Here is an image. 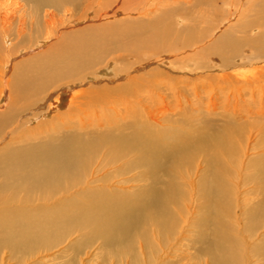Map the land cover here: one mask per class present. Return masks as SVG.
<instances>
[{"label":"bare ground","instance_id":"obj_1","mask_svg":"<svg viewBox=\"0 0 264 264\" xmlns=\"http://www.w3.org/2000/svg\"><path fill=\"white\" fill-rule=\"evenodd\" d=\"M81 3L106 4L114 16H123L114 23L112 14L105 15L108 9L93 10L96 22L104 16L108 22L78 29L90 18L72 19L70 6ZM243 3L253 4L245 9ZM246 51L250 60L264 58V0H0V264H47L49 252L76 233H81L76 251L100 240L107 259L113 251L141 264V247L163 251L186 226L206 243L200 252L212 264H243L240 240L229 223L233 203L226 177L237 140L249 138L246 124L229 114L223 124L210 122L200 106L177 118L168 114L178 110L148 109L135 96L142 90L135 87L139 77L119 89L132 94L111 103L124 107V115L109 118L112 90L83 86L96 78L100 65L116 58H129L123 72L116 71L119 76L148 69L143 87L156 89L165 74L155 63L193 65L203 72L206 57L218 55V68L225 70ZM78 85V94L95 98L86 101L97 109L91 118L80 113L65 119L61 113L50 120L55 103L47 102L59 88ZM246 113L261 116L264 109ZM261 130L264 140V125ZM197 158L207 169L195 192ZM256 174L263 187L264 163ZM136 180L145 183L133 191L110 186ZM197 193L202 202L193 203ZM263 210L259 205L248 211V232ZM255 250L264 252V243Z\"/></svg>","mask_w":264,"mask_h":264},{"label":"rangeland","instance_id":"obj_2","mask_svg":"<svg viewBox=\"0 0 264 264\" xmlns=\"http://www.w3.org/2000/svg\"><path fill=\"white\" fill-rule=\"evenodd\" d=\"M252 4L253 3H243V7L248 9ZM90 6L92 5H87L86 3L71 5L70 8L73 15L72 19L77 21L79 19L90 17L87 20L81 21L80 25H76V21L70 22L71 25L75 23L73 26L75 27L76 25V27L79 29L92 24L95 25L105 21L108 22V20H106L108 18L107 16L111 14L112 15L109 16V22L117 21V19L123 16L121 14L114 16L113 14L115 13V10L106 4H94L92 7ZM98 9L104 11H107L108 9V12L105 13L107 16L102 17L96 22V19H93V16H95L93 10ZM224 11L227 12L228 9L225 8ZM225 15H227V13H225ZM135 18L136 14L133 15V19ZM177 26L180 28L182 25L179 24ZM76 30L77 29H74V31L70 32L74 33ZM254 32L256 33L257 30ZM51 43L52 41H49L47 44L40 46L39 49L36 48L35 53L47 49ZM251 54V51H246V53H243L244 58L237 57L233 67L227 68L225 70H220L218 68V65L221 63L218 55L206 57L205 61L207 68L203 72L195 69V66L193 65L181 67L178 64L173 65V63L164 64V62L162 65L155 63L153 66H156L165 74V77H161L159 87L156 88L157 91L156 89H153V87H143V84L149 82V79H147L145 75V73L149 71L148 69H142L138 71L137 69H131L130 77H127V75L125 77L119 76L117 73L123 72V70L127 67L126 64L128 63L129 58L120 59L122 61L116 58V61L114 62L107 63L106 65H100L104 66L100 69L101 72L98 71L95 73V76L97 75L96 78L100 79H93L91 84L86 87L83 86V89L93 86L94 89L97 90V87L106 85L109 87V91H115L113 94L111 92H109V94L107 93L109 97V114H111L109 115L110 118L111 116L115 115L114 113L117 112L120 115H124L121 112L125 111L124 107H122V109L117 106L119 103L116 105L111 103L132 94L128 93L127 95H124L119 89L124 85V83L126 84L129 80H131V78L133 79V77H139L137 81L135 80L137 83L135 87H141L142 90L140 95L135 94V96L136 99L142 100L143 103L150 105L148 109L152 108V110L157 111L162 106L168 111L178 110L175 115L172 113L168 114L171 118H177L178 113H182V110L190 111L192 107L200 106L202 108L200 113H202L203 117L210 122L217 121L218 123L223 124V120H225L229 114L232 115L228 116L229 119L232 118V120L236 123L246 124V135H248L249 138L247 139L246 137V139L237 140V148L235 150L236 152L234 156L229 159V165L227 163L228 173L226 179L229 182L231 189V201L233 203L231 205L232 215L229 223L233 225L235 233L237 232L236 234L240 240L241 254H243L242 263L264 264V252L255 250L264 243V210L256 217V219H253L254 221L252 220V223L254 224L253 226H255V228L252 230L253 232L251 231L252 234L251 232H248L246 226V224H248V211L252 207L264 205V186L261 187L256 178V173L260 163H264V158H262L264 157V140L262 138L263 134L261 130V125H264V114L261 116H253L250 113L245 114V111L250 110V108H253L254 112H259L264 109V58L261 60L252 58L253 60H250V58L247 57H250ZM113 56L114 55H109V57ZM122 56L126 58L129 55L124 54ZM119 61L122 63L121 66L117 65ZM126 73L127 72H124V74L121 75H125ZM107 75L109 77H107ZM81 87L82 86L78 85L67 91L59 88L56 94H54L53 98L50 99L51 101L49 100L50 103L48 101L46 104L47 106H50L54 105L55 103L54 110L50 111L49 113L51 118H49V116L48 118L53 120L61 113H65V119L69 116H71V118H75L76 115L80 113H83L88 119L91 118V112L97 109L94 107V104L86 102L88 96L90 97L89 93L78 94V92L82 90ZM135 87L133 88L134 91L139 90L135 89ZM186 90L187 92H185ZM92 94L96 96L97 91H94ZM157 95H159V97H157ZM93 97L94 96L90 97V100L94 102L95 98ZM154 97H156V99ZM5 100L6 99L2 101V104L5 102ZM90 105H92V107H90ZM234 110L237 111V113L234 114ZM256 124L259 127L256 126ZM197 163H201L198 168ZM195 165L196 166L195 168L193 167L192 174L194 175V180L197 182H194V190L197 192L198 188L196 187L200 186L201 178L206 173L205 171L207 169V164L201 160V158H197V160H195ZM143 183L145 182L136 180L127 184H122V186L121 184L116 183H111L110 186L119 187L123 190L130 189V191H133L136 189V187ZM132 187L134 189H132ZM184 187L188 188L189 190L191 189V185L187 187L185 184ZM197 195L194 196L195 199L193 200V203H196V201L202 202V200L199 199L200 194L197 193ZM197 215L198 213H194L193 211L194 219L197 217ZM211 228L212 226L207 227L205 231L206 238L208 240L211 239ZM189 229L190 228L187 226L183 229H180L179 227L178 234H175L176 236L170 241L169 245L166 244L164 248H162L163 251H159L160 249H158L154 253H151L150 248H146L145 246L141 247L143 250H145V252H142L141 255L138 253V260L140 258L142 259L141 264H212L208 255L202 254L206 243H202L195 239V235L197 233L196 229ZM183 232L186 234H183ZM78 238L81 239V233H76L70 238H67L66 242L51 250L47 256L48 258H46V260H48L47 264H133L131 259L126 255L124 258H119L113 254V251L111 253L109 252V258L107 259V257L104 256V250L100 248V240H96L91 247L87 246L85 249L82 248L83 251H76L75 244L78 242ZM139 241L140 240L137 241L138 246ZM153 255L154 258L156 257L155 259L153 258ZM141 259L139 261H141Z\"/></svg>","mask_w":264,"mask_h":264}]
</instances>
